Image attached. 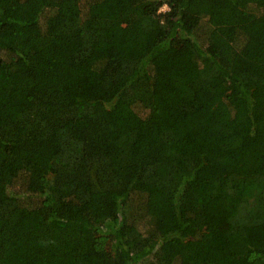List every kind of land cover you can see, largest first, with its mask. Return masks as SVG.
Returning a JSON list of instances; mask_svg holds the SVG:
<instances>
[{
    "label": "trees",
    "instance_id": "obj_1",
    "mask_svg": "<svg viewBox=\"0 0 264 264\" xmlns=\"http://www.w3.org/2000/svg\"><path fill=\"white\" fill-rule=\"evenodd\" d=\"M0 264H264V0H0Z\"/></svg>",
    "mask_w": 264,
    "mask_h": 264
},
{
    "label": "rangeland",
    "instance_id": "obj_2",
    "mask_svg": "<svg viewBox=\"0 0 264 264\" xmlns=\"http://www.w3.org/2000/svg\"><path fill=\"white\" fill-rule=\"evenodd\" d=\"M168 7L166 5H164L163 7H161V10H160V13H165L166 11H168ZM238 155V154H237ZM95 211H101V207H99L97 204H93V207H92Z\"/></svg>",
    "mask_w": 264,
    "mask_h": 264
}]
</instances>
